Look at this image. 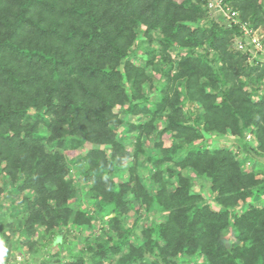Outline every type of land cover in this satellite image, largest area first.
<instances>
[{"label":"trees","instance_id":"1","mask_svg":"<svg viewBox=\"0 0 264 264\" xmlns=\"http://www.w3.org/2000/svg\"><path fill=\"white\" fill-rule=\"evenodd\" d=\"M208 3L0 0V196L72 258L44 264H264V63ZM224 4L264 30V0Z\"/></svg>","mask_w":264,"mask_h":264},{"label":"rangeland","instance_id":"2","mask_svg":"<svg viewBox=\"0 0 264 264\" xmlns=\"http://www.w3.org/2000/svg\"><path fill=\"white\" fill-rule=\"evenodd\" d=\"M215 16V15H214ZM153 98V96L151 95ZM32 112V111H31ZM124 117V116H123ZM129 120L130 122H135V118H125ZM206 143L211 146H227L228 148H236L237 145H233L234 141L231 137H222L219 138L217 136H207L205 138ZM251 146L253 148L256 147V144L252 138L247 139ZM168 140L164 141V146L168 147L170 145ZM85 150H78L77 151H70V149L66 150L64 152V156L67 162H70V159L76 157L77 155L84 154ZM238 152H240L239 148L237 149ZM254 159V158H253ZM254 161H256L254 163ZM253 163L247 162L244 168H253L256 164L264 165V158H255ZM259 164V165H260ZM262 165V166H263ZM146 174V173H145ZM260 176V175H259ZM264 178L261 176V179ZM8 184V181L0 179L1 186H5ZM76 183L78 186H82L83 182L81 180H76ZM85 188V191L88 189L87 186H83ZM199 192V191H197ZM10 197L0 196V261H12L16 262V260L25 262L27 264H44L43 262H51V260L55 257L54 254L59 251V254L61 255V259L64 260V262H68L69 260H72L70 257H66L65 251H64V245L61 246V244L58 246V244H51L50 237L46 236L42 229H38V231L32 235L31 237H26L25 235H21V229L22 225L20 223V216H22L20 213L23 210V207L21 206L20 200L22 198L21 195L17 197L15 194H9ZM204 196L207 199V203H212V197L209 194L208 188L204 191ZM260 200H263L264 202V195L260 198ZM86 202L83 203V206H85ZM254 205H260L261 203L259 201H254ZM245 206L240 205L236 211L240 214ZM214 209H217L216 206H213ZM151 216V215H150ZM132 222V219H130L129 223ZM94 231L95 234H98V230ZM223 242L227 249H230L231 246L236 244L235 238L232 236V233L228 230H225L222 235ZM82 234L72 231L68 236L65 237V243L66 247L73 248V252H79L83 248L82 240H81ZM69 244V245H68ZM54 256V257H53ZM83 258L87 262V264H92L91 260L89 258V255L84 254ZM107 264V263H106ZM111 264H114L113 262Z\"/></svg>","mask_w":264,"mask_h":264},{"label":"built area","instance_id":"3","mask_svg":"<svg viewBox=\"0 0 264 264\" xmlns=\"http://www.w3.org/2000/svg\"><path fill=\"white\" fill-rule=\"evenodd\" d=\"M208 7L217 13H222L228 22L238 25L242 34V39L236 42V48L242 53L248 54V61L259 59L264 63V30L253 29L248 23H241L237 20L238 13L231 7L224 4V0H209ZM249 139V137H248ZM0 264H27L16 260L12 262L0 261Z\"/></svg>","mask_w":264,"mask_h":264}]
</instances>
